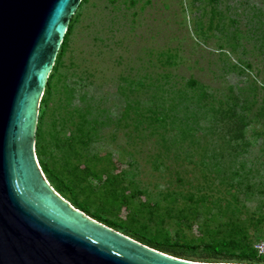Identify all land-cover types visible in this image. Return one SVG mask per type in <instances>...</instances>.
I'll list each match as a JSON object with an SVG mask.
<instances>
[{"label":"rangeland","instance_id":"rangeland-1","mask_svg":"<svg viewBox=\"0 0 264 264\" xmlns=\"http://www.w3.org/2000/svg\"><path fill=\"white\" fill-rule=\"evenodd\" d=\"M70 20L37 105L48 184L177 257L264 264V0H83Z\"/></svg>","mask_w":264,"mask_h":264},{"label":"water","instance_id":"water-1","mask_svg":"<svg viewBox=\"0 0 264 264\" xmlns=\"http://www.w3.org/2000/svg\"><path fill=\"white\" fill-rule=\"evenodd\" d=\"M81 0H0V264H251L194 261L73 207L35 156L37 105Z\"/></svg>","mask_w":264,"mask_h":264},{"label":"trees","instance_id":"trees-1","mask_svg":"<svg viewBox=\"0 0 264 264\" xmlns=\"http://www.w3.org/2000/svg\"><path fill=\"white\" fill-rule=\"evenodd\" d=\"M81 1H83V0H81ZM71 29H72V20L69 21L67 30H66V32L64 34V37H63V41H62V43L60 45V48L58 50V53H57V56H56V59H55V63L53 65V67H52V71L50 72V74L48 76V79H47V82H46V88L44 90L43 96L40 99V102H45L46 99H47V96H48V93H49V89H48L49 80H50L53 72L56 71V69H57V66H58V64L60 62L62 53L64 51V48H65V45H66V42H67V38H68V36H69V34L71 32ZM38 120H39L38 122H40L41 116H39ZM35 136H36V145H38L40 143V139H41L40 124L37 125ZM41 166H42V170L44 172L46 170L48 171L46 163H41ZM51 175H53V174H51ZM55 178L57 179V182H59V180H58V178L56 176H55ZM58 188L61 189V185L60 184L58 185ZM74 203L77 205V208H79L80 210H82L83 212L86 213V210H87L86 207H84L76 199H74ZM94 216L96 217L95 219L97 221H99V222L104 221L107 226L113 228L112 225L114 223H112L111 221H108L107 219H100L99 215L96 214V213H94ZM134 239L139 241V242H141V243H143V244H145V245H148V246H150V247H152L154 249L163 251L165 253H171L172 255H179V254H181L183 252L181 249L178 248V245L176 243L169 244L168 242L157 241V240L153 239L152 237H148V236L143 235V234H137L136 238H134ZM222 254H224L223 251H220L219 249H217L216 247L213 246L211 248V251H207V253H205V257H213V258H215V257H219V255H222ZM239 258L240 259H246L247 262H244V263L258 264L256 262H253V260L255 258H257V257H255V253L252 250H251V252H248V253H244V252L240 253ZM260 258L264 259V257H260ZM260 258H258L257 260H260ZM204 261H210V260H204ZM238 262H241V261H238Z\"/></svg>","mask_w":264,"mask_h":264},{"label":"built area","instance_id":"built-area-1","mask_svg":"<svg viewBox=\"0 0 264 264\" xmlns=\"http://www.w3.org/2000/svg\"><path fill=\"white\" fill-rule=\"evenodd\" d=\"M256 249H257V251L259 252L260 256H264V240H263V241H260V242L257 244Z\"/></svg>","mask_w":264,"mask_h":264}]
</instances>
